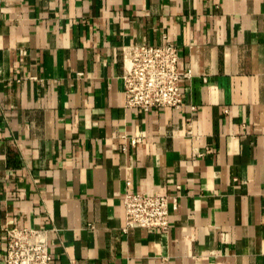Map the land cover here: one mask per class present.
I'll return each instance as SVG.
<instances>
[{"label":"crops","instance_id":"obj_1","mask_svg":"<svg viewBox=\"0 0 264 264\" xmlns=\"http://www.w3.org/2000/svg\"><path fill=\"white\" fill-rule=\"evenodd\" d=\"M165 42L183 107H126L124 50ZM129 184L168 233L124 232ZM15 228L53 264H264V0H0V264Z\"/></svg>","mask_w":264,"mask_h":264},{"label":"built area","instance_id":"obj_2","mask_svg":"<svg viewBox=\"0 0 264 264\" xmlns=\"http://www.w3.org/2000/svg\"><path fill=\"white\" fill-rule=\"evenodd\" d=\"M125 106L143 112L170 108L179 110L184 105L182 81L190 73H181L180 49L171 42L159 46L136 45L124 50ZM123 140L128 137L123 136ZM133 147L142 143L135 136L129 140ZM125 151L126 147L123 148ZM125 209L124 232L133 229L170 230L171 211L177 210V199L171 201L162 194L134 192L130 184L123 197ZM8 246L5 264H53L48 238L42 231L10 229L6 231Z\"/></svg>","mask_w":264,"mask_h":264}]
</instances>
